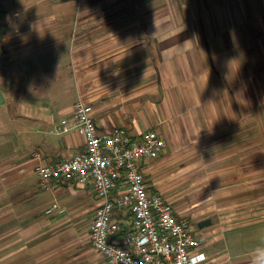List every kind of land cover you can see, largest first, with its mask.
Instances as JSON below:
<instances>
[{
    "label": "crops",
    "instance_id": "obj_1",
    "mask_svg": "<svg viewBox=\"0 0 264 264\" xmlns=\"http://www.w3.org/2000/svg\"><path fill=\"white\" fill-rule=\"evenodd\" d=\"M78 99L100 133L165 138L142 170L192 224L197 264H264V0H0V264H106L93 187L41 189L31 155L82 150L49 132Z\"/></svg>",
    "mask_w": 264,
    "mask_h": 264
},
{
    "label": "built area",
    "instance_id": "obj_2",
    "mask_svg": "<svg viewBox=\"0 0 264 264\" xmlns=\"http://www.w3.org/2000/svg\"><path fill=\"white\" fill-rule=\"evenodd\" d=\"M70 129L83 137L82 150L56 162L44 161L42 152L34 150V172L41 189H54L63 180L93 187L98 205L90 242L106 264H197L191 251L201 240L192 224L162 195L149 190L142 170L143 159L164 151L165 138L154 129L131 136L121 126L100 133L93 106L82 99L74 101L70 116L49 132Z\"/></svg>",
    "mask_w": 264,
    "mask_h": 264
},
{
    "label": "rangeland",
    "instance_id": "obj_3",
    "mask_svg": "<svg viewBox=\"0 0 264 264\" xmlns=\"http://www.w3.org/2000/svg\"><path fill=\"white\" fill-rule=\"evenodd\" d=\"M200 183H202V181H200ZM262 192H264V184H263V191ZM211 196V195H210ZM209 196V197H210ZM193 197H195V198H193ZM208 199V193H207V190H196L195 192H194V194H193V196H190V200L189 199H187V200H189L190 202L192 201V202H194V201H198L199 203H202L203 201H206ZM198 202H196V203H198ZM195 208L196 207H193L192 208V210H195ZM187 216H188V218L190 219V216H189V214H187ZM195 225V224H194ZM196 226V225H195ZM82 240L79 242L80 244L78 245V246H80V248L82 249V252L80 253V255L78 256V258H77V260L78 261H80V263L82 262V261H85V260H87V259H89V256H91L90 254H88V255H86V256H83V254H85L86 253V249L88 248V250L90 249V246L91 245H89L90 243H89V240H87L86 241V239H84V238H81ZM61 242V243H60ZM58 243H60L59 245H56L55 247L56 248H63V247H67L68 246V242L67 241H63L62 242V240H59V241H56V244H58ZM71 243V242H70ZM88 244V245H87ZM85 245V246H84ZM83 246V247H82ZM66 249V248H65ZM72 249H73V246H72ZM71 249V250H72ZM89 253V252H88ZM71 261H72V264L74 263V262H76L77 263V261L74 259V257H72V259H71ZM87 264H89V263H87Z\"/></svg>",
    "mask_w": 264,
    "mask_h": 264
},
{
    "label": "water",
    "instance_id": "obj_4",
    "mask_svg": "<svg viewBox=\"0 0 264 264\" xmlns=\"http://www.w3.org/2000/svg\"><path fill=\"white\" fill-rule=\"evenodd\" d=\"M210 222V219H204L201 223H199V226H203L204 224H208Z\"/></svg>",
    "mask_w": 264,
    "mask_h": 264
}]
</instances>
